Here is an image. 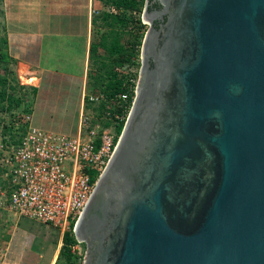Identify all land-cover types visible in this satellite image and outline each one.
<instances>
[{"label": "water", "instance_id": "obj_1", "mask_svg": "<svg viewBox=\"0 0 264 264\" xmlns=\"http://www.w3.org/2000/svg\"><path fill=\"white\" fill-rule=\"evenodd\" d=\"M163 2L81 264H264V0Z\"/></svg>", "mask_w": 264, "mask_h": 264}, {"label": "crops", "instance_id": "obj_2", "mask_svg": "<svg viewBox=\"0 0 264 264\" xmlns=\"http://www.w3.org/2000/svg\"><path fill=\"white\" fill-rule=\"evenodd\" d=\"M99 3L0 0L2 52L20 82L33 89L27 95L31 123L44 131L73 137L89 118V104L102 103V97L89 99L102 95L91 60L92 44L102 55L94 36ZM61 244L57 228L0 206V264H55Z\"/></svg>", "mask_w": 264, "mask_h": 264}, {"label": "built area", "instance_id": "obj_3", "mask_svg": "<svg viewBox=\"0 0 264 264\" xmlns=\"http://www.w3.org/2000/svg\"><path fill=\"white\" fill-rule=\"evenodd\" d=\"M120 98L126 94L115 95L111 104ZM120 119L115 114L113 123ZM85 122L78 134L67 137L34 126L27 110L15 114L10 130L0 126V177L7 187L0 191V206L59 231L70 226L73 231L119 138L113 125H88L84 131Z\"/></svg>", "mask_w": 264, "mask_h": 264}, {"label": "rangeland", "instance_id": "obj_4", "mask_svg": "<svg viewBox=\"0 0 264 264\" xmlns=\"http://www.w3.org/2000/svg\"><path fill=\"white\" fill-rule=\"evenodd\" d=\"M112 0H100L97 6V12L95 13L94 24L95 38H99L102 41V49L100 55L102 57V86L106 81L105 69L108 67H113L114 70L121 73H126L132 81H134L135 86L139 80V66H140V46L141 43L135 44L132 48L131 43H137L138 40H142L143 31L145 29V24L140 26L141 22V11L135 10H115L111 4ZM140 17V22L137 17ZM96 20V21H95ZM0 25V126L1 129L8 130L11 128L13 118L16 113L25 112L28 110L27 98L30 94V86L21 83L15 71L13 69L12 61L2 53V32ZM134 36L135 40H134ZM118 40L119 45L123 46L124 50L132 53L133 62L123 63L121 65L115 64L118 61V56L116 53L108 52V48L112 44V40ZM98 64L97 62L95 63ZM94 70V68H92ZM102 99H104L102 95ZM100 103L97 102L90 103L88 110L86 111V122L83 124V130L87 129V126L94 127H109L105 126V113L100 111ZM111 101H102V106L107 109L110 107ZM116 133V132H115ZM121 133V132H120ZM120 135V134H119ZM4 180L0 177V191H4L6 184ZM42 235V233H38ZM38 235V237H40ZM52 242V240H51ZM53 243V242H52ZM54 246V243L52 244ZM76 257L74 258V264H81L84 254L83 244L76 245ZM56 264H65L63 257H60Z\"/></svg>", "mask_w": 264, "mask_h": 264}, {"label": "trees", "instance_id": "obj_5", "mask_svg": "<svg viewBox=\"0 0 264 264\" xmlns=\"http://www.w3.org/2000/svg\"><path fill=\"white\" fill-rule=\"evenodd\" d=\"M111 4L113 5V8L115 10H135V11H141L143 9L144 0H112ZM137 19L140 22V17L138 15ZM143 25V23L140 22V26ZM134 36V40H135ZM141 43V40H138L137 43L133 42L131 43L132 48L135 46V44ZM1 43L3 44V39L1 40ZM100 47H102V41L98 43ZM96 47L92 44L91 45V60L92 66L94 68L95 73L97 74L95 77V84L99 87V90L102 92V95L104 97L103 100L108 101L112 100V98L115 95L119 94H126L125 99H119L115 104H111L110 107L107 109L106 107L102 106V103L99 105L100 111L105 113L106 111V119L104 122L105 126L113 125L116 135H119L122 127L124 125L127 113L131 107L132 100L134 97V87L133 82H131L130 77L126 73H121L119 71L114 70L113 67H108L105 69V76L106 81L104 82V85L102 86V57L98 56L95 52ZM109 54L110 53H116L118 56V61L115 62V64H123V63H129L131 64L133 62L132 53L127 52L124 50L123 46L119 45L117 38L112 40L111 46L107 49ZM3 53V52H2ZM6 57V56H5ZM98 63L97 65L95 63ZM29 81V80H27ZM33 89H31L32 91ZM115 114H121L122 119L116 120L115 123H113L114 115ZM9 128L8 130H10ZM77 244L75 235L72 231V226L69 227V229L65 230L62 234V244L57 256V259L55 261V264L58 262L60 257H63L65 264H74V258L76 257V251L75 249L72 250L71 245Z\"/></svg>", "mask_w": 264, "mask_h": 264}, {"label": "flooded vegetation", "instance_id": "obj_6", "mask_svg": "<svg viewBox=\"0 0 264 264\" xmlns=\"http://www.w3.org/2000/svg\"><path fill=\"white\" fill-rule=\"evenodd\" d=\"M144 9L152 17L151 26L155 30H159L162 27L163 23L166 21L167 13H168L167 10H165L166 7H165V4H164L163 0H144V5H143V9H142V16H143ZM142 16H141V23L145 24L146 27H145V29L143 31V37H142V40H141V46H142V41H143L144 35H145L146 31L149 28V24L142 19ZM141 46H140V56H139V59H140L139 70H140V67H141ZM151 58H152V56L149 58V64L150 65L152 64V59ZM139 75H140V72H139ZM76 241H77L78 244H81V243L83 244L84 252H85V247H86L85 242L79 241V240H77V238H76ZM83 256H84V254H83Z\"/></svg>", "mask_w": 264, "mask_h": 264}, {"label": "bare ground", "instance_id": "obj_7", "mask_svg": "<svg viewBox=\"0 0 264 264\" xmlns=\"http://www.w3.org/2000/svg\"><path fill=\"white\" fill-rule=\"evenodd\" d=\"M80 128H81V123H80V125H79V131H80ZM61 232H62V234H63L64 231H61Z\"/></svg>", "mask_w": 264, "mask_h": 264}]
</instances>
